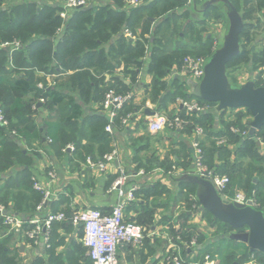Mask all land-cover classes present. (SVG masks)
I'll return each instance as SVG.
<instances>
[{
    "label": "crops",
    "instance_id": "crops-1",
    "mask_svg": "<svg viewBox=\"0 0 264 264\" xmlns=\"http://www.w3.org/2000/svg\"><path fill=\"white\" fill-rule=\"evenodd\" d=\"M25 1L33 0H6L2 3L0 10L13 4H22ZM43 1V5L49 4L62 8V0ZM99 1L108 2V0ZM154 1L156 0H150L143 6ZM231 6L233 4L230 0H195L194 3L175 10L176 20L172 21L174 31H176L177 25L182 24L186 31V28L192 24L201 32L203 39L201 42H197L191 38L193 36L180 34L182 42L177 44L172 37L170 48L195 50L199 48L200 43L203 44L209 40L213 41L214 53L223 48L233 25ZM125 8L131 9L132 7L127 4ZM159 22L160 20L154 21L155 24ZM57 36L59 38L60 33ZM187 37L190 38V42L184 44L183 41ZM263 46L264 44L258 47ZM17 65L18 67L22 66L19 58H17ZM245 70L248 74L244 79L246 83L243 84L239 77L244 75ZM9 72L13 80H18V78L25 79L30 70L14 68L12 62L9 66ZM180 73L177 67L172 69L166 78L167 91L170 92L161 91L157 97L154 96L152 89V76L143 72L139 77L140 83L134 86L130 79L124 78L120 74L119 77L125 81L127 86L132 85V98L125 105L124 110L122 109L124 112L132 114V121L128 126H124L122 123L114 125L112 134L104 129L108 135V141L102 142L94 138L92 127L101 126L104 120L107 121L106 126L108 125V114L103 108V103L96 101L84 103L77 92L71 90H61L60 92L57 86L65 84L72 73L62 74L59 70L57 74L46 75L44 72L36 71L34 74L36 78H45L49 88L53 89L51 93L53 107L49 110L39 103L35 112L30 116V133L36 134L35 138L27 140L12 136L15 145L23 154L21 155L22 161L18 162L14 169L0 175L1 195L8 194L7 203L10 209L6 208L7 213L24 221L58 211L73 214L88 208L109 213L119 200V192L113 190V187L120 177V170L122 169L127 176L122 190L127 193L136 188L135 200L128 204L125 218L134 223H138L140 218H143L150 228L146 229V238L141 246L123 244L119 248L121 264H169L167 258L178 251L186 259L200 261L207 253L208 247L215 251L218 248L220 234L217 227L209 224L205 212L213 215L204 208L199 198V194H206L207 189L200 183L194 182L196 178L201 177L195 174L192 144L194 140H200L207 153L211 150L213 143L217 147L219 145L226 146L232 150L231 160H234L237 146L234 144L226 145L227 140L223 144L221 141L226 138L219 136L226 122L234 121L239 112L245 115L243 121L244 124H248L249 130L253 118L251 114L250 116L246 115V109L230 110L225 117L219 118L218 121L216 118L212 119L214 122L212 132L205 130L203 136H197L195 134L196 128H203L204 126L194 125V116L192 115L195 113L196 121L201 124H208L210 120L202 118L201 113L193 112L189 120H184L187 124L182 128L173 126L166 127L157 133L150 132L148 122L155 112H161L168 117L175 118L179 117L183 110L179 104L169 100V95L175 93L173 92L175 91L172 87L173 83L177 81L187 82L186 93L193 95L191 82L195 81L189 78L184 79ZM259 73L260 70L251 73L250 66L239 68L233 73L237 82L238 80L240 82L235 86L245 85L248 82L255 84L259 78L261 80ZM111 80L112 76L105 74L106 83L109 84ZM255 87H257L256 84ZM34 97V92L25 93L23 96L25 101H31ZM191 102L197 101L193 99ZM185 113L188 112L185 111ZM55 122H60L62 125L60 131L62 150L60 153L55 152L53 144L47 136V125ZM189 122L196 127L192 128ZM69 147H74V150L72 151ZM258 149L260 154L264 155V141L258 140ZM114 150L118 151L119 159L117 162L108 164L105 170H99L89 165L88 160L97 163L106 154ZM213 159L216 166L222 165L223 160L217 153ZM51 173L54 174V178L50 177ZM254 179L255 183L259 181L257 176H254ZM34 181L48 190L52 197L49 198L40 212H38L39 205L36 212H29L30 215L14 213L13 208L17 200L21 202L23 199L25 202L28 200L31 204L30 207L33 206L30 196L32 195L31 190L34 189ZM183 183L195 189L191 196V200L195 202L193 205L195 211H189L192 218L187 224L196 228L197 232L204 238V242L198 243L197 248L190 247L189 244L179 246L169 234L170 225L174 222L178 223L177 220L180 215L188 212L185 203L178 202L176 204V200L181 196V184ZM240 191L243 192L238 189L233 196L226 193L225 198L231 201L235 194ZM220 196L222 195L220 194ZM178 224L176 228L179 227ZM24 225L21 228L8 229L0 235L1 239L6 234H13L12 246L20 249V256L24 264H32V261L37 258L42 259L45 264H54V261L59 264H93L83 243L81 227L70 223L54 224L49 235L53 245V253H51L49 251L50 245L48 247L44 243L43 235H40L36 242H28L23 238ZM213 236V241H209L212 240ZM51 240H49V244ZM22 246L25 247L24 252H21Z\"/></svg>",
    "mask_w": 264,
    "mask_h": 264
},
{
    "label": "trees",
    "instance_id": "trees-1",
    "mask_svg": "<svg viewBox=\"0 0 264 264\" xmlns=\"http://www.w3.org/2000/svg\"><path fill=\"white\" fill-rule=\"evenodd\" d=\"M5 1L0 0V7ZM128 1L108 0L103 3L99 0H88L87 7L70 11L67 20L60 16L63 8L49 4L43 5V0L25 1L0 10V111L8 121L7 127L0 125V175L11 171L18 162L22 161L23 153L15 145L12 136L27 140L35 138L36 134L30 133V116L39 103L49 110L53 107L51 95L53 89L48 87L45 78H36L34 75L36 71L44 72L46 75L57 74L59 70L62 74L72 73L65 84L57 86L60 92L61 90L77 92L84 103L90 101L103 103L110 89L122 95L132 93V85L140 83L139 77L143 72L153 77L152 89L154 96L157 97L161 91H167L166 78L172 69L177 67L181 70L184 60L189 55L197 54L199 55L197 57L207 59L213 55L212 40L200 43L199 48L195 50L170 48L171 38L176 36L172 22L176 20L174 11L185 7L188 0H156L147 6L126 9ZM230 1L244 21L240 35V54L227 65L230 83L237 85L238 82L233 73L244 66H250L251 73L260 70V76L264 75V46L258 47L264 44V0ZM155 20L160 22L155 24ZM127 30L132 33L133 38L126 36ZM59 31L61 32L58 38ZM186 35L193 36L191 38L197 42L203 39L201 32L192 24L186 28ZM15 42H20L22 45L20 49L11 51L1 47L3 44ZM17 58L21 60V67L17 65ZM12 62L14 68L30 70L28 77L26 74L25 79L13 80L9 72ZM105 74L112 76L109 84L105 81ZM120 74L130 79L132 85L127 86L119 77ZM39 84H42L43 88H38ZM255 84L257 87L261 86L260 78ZM186 86L187 82L173 83L175 93L169 95V100L177 103L179 98L187 101L196 99L200 106L208 110L214 109L215 104L203 101L194 95H188ZM29 92H34L35 97L31 101H25L23 96ZM207 109L200 116L210 120L208 124L198 123L196 114L187 113V115L184 109L179 117L182 120H189L192 115L194 125L204 126V131L212 132L214 125L212 119H215V115L206 113ZM123 110L118 113L114 125H119L122 118L131 114ZM228 111L230 110L220 113L219 118L225 117ZM246 115L250 116L248 110ZM244 116L239 112L234 121L226 122L219 136L226 138V145L237 146L235 159L231 160L232 150L226 146L217 147L213 143L211 150L207 153L202 144L205 164L215 173L229 177L230 184L226 192L229 196H233L238 189L248 197L255 192L258 210L264 212V155L260 154L258 149V140L264 141V127L256 133L254 138L243 137L242 132H249L248 124H244L243 121ZM106 124L107 121L104 120L101 126L92 127L94 138L102 142L108 141V135L104 130ZM189 124L192 128L196 127L190 122ZM47 126L48 139L52 142L55 152L60 153L62 125L60 122H55ZM233 129L239 132L235 133ZM216 153L223 160L221 166H216L213 159ZM254 176L259 178L257 183L254 182ZM181 191L176 204L185 203L188 212L180 215L177 220L179 224L174 222L170 225L169 234L179 246H183L184 242L190 244L193 239H196L197 243H203L204 238L196 228L187 224L192 218L189 211H195L193 208L195 202L191 200L195 189L183 183ZM1 192L2 190H0V204L10 209L7 203L8 194L2 196ZM31 194L30 200L33 206L30 207L28 200L25 202L23 199L24 201L21 202L16 199L14 213L30 215L36 212L44 196L34 189L31 190ZM205 213L209 224L217 227L220 234L218 248L214 251L208 247L207 251L212 255V259H216V264H240L233 260L236 254L240 255L241 260L253 259L257 264H264V254L252 251L241 242L231 240L230 235L234 230L213 218L209 213ZM137 224L146 229L150 228L143 218H140ZM177 224L178 228H176ZM31 227L29 223L24 225L25 230ZM0 230L6 232L8 228L2 227ZM12 238L13 234L10 233L0 239V264H24L20 249L12 246ZM49 245V251L53 253L52 240ZM53 263L59 264L55 261ZM32 264H45V262L37 258L32 261Z\"/></svg>",
    "mask_w": 264,
    "mask_h": 264
},
{
    "label": "built area",
    "instance_id": "built-area-1",
    "mask_svg": "<svg viewBox=\"0 0 264 264\" xmlns=\"http://www.w3.org/2000/svg\"><path fill=\"white\" fill-rule=\"evenodd\" d=\"M9 1V0H8ZM63 11L60 12V16L63 19L69 18V12L75 9H82L88 6V0H62ZM195 0H188V4L194 3ZM150 0H129L128 5L132 8L141 7ZM59 31L58 33H60ZM126 36L128 38H133L130 31H126ZM14 50L21 48L20 42H15ZM208 63V59L204 57H187L184 60V64L180 70V75L184 79H191L196 83H200L205 76V68ZM264 88V75L261 76V86ZM132 93L127 95L118 94L114 89H110L104 98L103 108L108 114V125L105 130L112 134L114 128V121L124 106L131 100ZM182 109L188 113H202L207 108L200 106L197 102H191L179 98L177 100ZM208 110V109H207ZM132 121V114H128L121 119V123L124 126H128ZM7 122L2 116L0 111V125H6ZM187 123L180 117L170 118L161 112H155L152 117H150L148 122V129L152 133H157L164 130L166 127L177 126L182 128ZM235 133L239 130L233 129ZM15 134V133H13ZM195 134L197 136H203L205 131L203 128H196ZM248 132H242V136L245 137ZM72 151L74 147H69ZM192 148L194 150V167L195 174L201 178H208L213 184L215 189L224 197H226V192L228 190L230 179L226 175H219L213 170H210L205 164L204 149L200 140L196 139L193 141ZM119 159L118 151L106 154L104 158L93 163L88 160L89 165L93 168L99 170H105L108 164L117 162ZM50 177L54 178V174L51 173ZM127 180L126 172L120 170V177L116 181L113 190L119 192V200L112 208L109 213H103L102 211L94 208H88L84 210H79L71 214L66 215L64 212H54L49 213L42 217L34 218L30 221H24L19 217L13 216L7 213L5 206L0 204V228L5 227L9 230L15 228H21L24 224L29 223L32 226L28 230L23 231V238L28 239L32 242H36L40 235H43L44 243L49 247L50 231L52 226L56 223H70L74 226L81 227L83 230V243L87 249V254L93 264H121L119 259V248L123 244H130L135 247L142 245L146 238V228L141 225L129 222L125 218V211L128 204L135 200L134 192L136 188H133L129 192L125 193L122 190L125 182ZM33 187L36 191H40L43 195V201L38 207V212L42 211L49 198L52 197L50 192L42 187L38 182L34 181ZM231 202H236L240 204L247 205L252 202L253 207L258 209V204L255 199V192H253L251 197H248L244 192H237ZM2 231L0 230V235ZM190 247L197 248L198 243L196 239L190 244ZM211 254L206 253L200 261H193L186 259L182 256L180 251L171 254L167 260L169 264H212Z\"/></svg>",
    "mask_w": 264,
    "mask_h": 264
},
{
    "label": "water",
    "instance_id": "water-1",
    "mask_svg": "<svg viewBox=\"0 0 264 264\" xmlns=\"http://www.w3.org/2000/svg\"><path fill=\"white\" fill-rule=\"evenodd\" d=\"M233 25L223 48L217 50L205 68V76L200 83L191 82L192 93L203 101L216 105L206 113L214 114L216 121L221 112L226 110L246 109L252 115L248 137L254 138L264 127V88L255 87L253 82L235 86L229 82L227 65L240 54V35L244 22L237 10L231 6ZM153 115V114H151ZM207 189L206 194H199L204 208L215 219L230 226L234 232L230 239L247 245L252 251L264 254V213L247 205L231 202L220 196L208 178H196ZM25 247H21L24 252Z\"/></svg>",
    "mask_w": 264,
    "mask_h": 264
},
{
    "label": "rangeland",
    "instance_id": "rangeland-1",
    "mask_svg": "<svg viewBox=\"0 0 264 264\" xmlns=\"http://www.w3.org/2000/svg\"><path fill=\"white\" fill-rule=\"evenodd\" d=\"M175 33H176V36L174 37V39L173 40H175L176 41V43L178 44V42H182L181 41V38L179 37L180 36V34H183V36H185L186 35V31L184 30V28L182 27V24L181 25H177L176 26V28H175ZM185 34V35H184ZM184 42V44H187V43H189L190 42V38H186V40L185 41H183ZM175 43V44H176ZM15 43H13V44H3L1 47L2 48H6V49H9V50H11V51H13L14 50V45ZM179 44H181V43H179ZM197 56H199V55H197V54H193V55H189V57H194V58H198ZM248 74V73H247ZM247 74H246V70L244 71V75L242 76H240L239 78H241L240 80H242L241 81V83H246L245 81H244V79H246V77H247ZM27 77H28V74H27ZM238 83H240L239 82V80H238ZM38 87H40V89L41 88H43V86H42V84H39V86ZM49 87V86H48ZM2 116L4 117V115H3V113H2ZM4 120L7 122V124L6 125H2V126H8V121H7V119L6 118H4ZM221 142H223V144H225L226 143V139L225 140H222ZM220 142V143H221ZM248 163H251V161H249ZM44 196V195H43ZM207 232V231H206ZM209 232V231H208ZM210 233V232H209ZM208 239H209V237H208ZM213 239H214V236H213V238H212V240H209V241H213ZM184 244H188V243H186V242H184ZM191 244V243H190ZM189 244V245H190ZM235 262H240V264H257L256 263V261H253V259H249V261H246V260H241V257H240V255H238V254H236V257L233 259ZM212 264H216V259H212Z\"/></svg>",
    "mask_w": 264,
    "mask_h": 264
}]
</instances>
